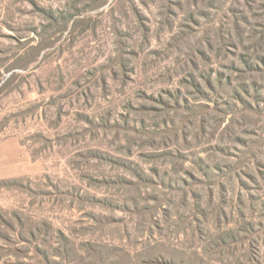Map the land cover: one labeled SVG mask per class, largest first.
Masks as SVG:
<instances>
[{
  "label": "rangeland",
  "instance_id": "rangeland-1",
  "mask_svg": "<svg viewBox=\"0 0 264 264\" xmlns=\"http://www.w3.org/2000/svg\"><path fill=\"white\" fill-rule=\"evenodd\" d=\"M0 264H264V0H0Z\"/></svg>",
  "mask_w": 264,
  "mask_h": 264
}]
</instances>
